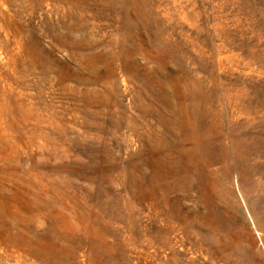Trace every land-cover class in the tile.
<instances>
[{"label": "rangeland", "instance_id": "374dc122", "mask_svg": "<svg viewBox=\"0 0 264 264\" xmlns=\"http://www.w3.org/2000/svg\"><path fill=\"white\" fill-rule=\"evenodd\" d=\"M252 1L0 0V264H264Z\"/></svg>", "mask_w": 264, "mask_h": 264}, {"label": "trees", "instance_id": "16d2710c", "mask_svg": "<svg viewBox=\"0 0 264 264\" xmlns=\"http://www.w3.org/2000/svg\"><path fill=\"white\" fill-rule=\"evenodd\" d=\"M252 6L254 7L255 10H257V12H261L259 9L262 7V4L259 3L257 0H253L252 2ZM226 47H229V49H233V50H237V51H241L242 53H244L247 49L246 47H244V43H226Z\"/></svg>", "mask_w": 264, "mask_h": 264}]
</instances>
